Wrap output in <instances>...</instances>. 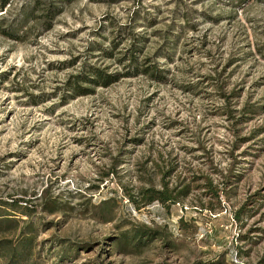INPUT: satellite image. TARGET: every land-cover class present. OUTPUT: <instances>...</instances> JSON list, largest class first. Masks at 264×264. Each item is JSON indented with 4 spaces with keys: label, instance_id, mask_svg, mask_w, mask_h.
<instances>
[{
    "label": "rangeland",
    "instance_id": "rangeland-1",
    "mask_svg": "<svg viewBox=\"0 0 264 264\" xmlns=\"http://www.w3.org/2000/svg\"><path fill=\"white\" fill-rule=\"evenodd\" d=\"M43 1L0 35V264H264V0ZM132 43L164 81L68 90Z\"/></svg>",
    "mask_w": 264,
    "mask_h": 264
},
{
    "label": "trees",
    "instance_id": "trees-1",
    "mask_svg": "<svg viewBox=\"0 0 264 264\" xmlns=\"http://www.w3.org/2000/svg\"><path fill=\"white\" fill-rule=\"evenodd\" d=\"M12 3L13 0H0V35L12 39L19 38L18 27L22 26L29 19L35 18L34 21H39L41 24H43V27L50 26L51 19L58 11V7L50 2H48V5H46L45 1L42 3V0H33L32 7L29 4L24 3L19 8L20 14L18 13L17 17L14 18L16 21L10 22L6 16V13L8 12ZM41 4L44 5V13L42 15H33V9L38 8ZM95 45V43H92L91 48L94 49L96 47ZM137 48L138 47L134 46V43H132L131 47L127 50L128 52H125V55L119 58V63H121L125 69L122 73L109 72L107 71L106 67L85 64L81 71H78L66 79V86L68 90L76 96L84 95L91 93L94 87H106L110 85L111 83L117 81L121 76L137 75L140 73L148 74V76L157 81H164L166 76L162 73L160 68L153 65H146L143 68H140L141 64L137 61V57L133 53V51H135ZM103 52L105 55L112 56L111 50L103 49ZM124 56H127V60L129 61L128 64L123 63V61H125ZM187 193L188 190L185 187L174 194L172 193V189L168 188L167 183H163L162 188H155L153 186L140 187L136 193L138 197L135 203H143L144 205L152 201H160L162 203H176Z\"/></svg>",
    "mask_w": 264,
    "mask_h": 264
}]
</instances>
